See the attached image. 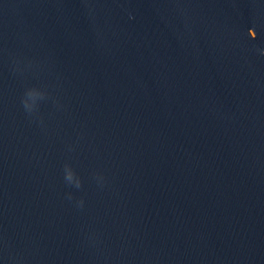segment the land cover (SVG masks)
Listing matches in <instances>:
<instances>
[{
	"label": "water",
	"instance_id": "obj_1",
	"mask_svg": "<svg viewBox=\"0 0 264 264\" xmlns=\"http://www.w3.org/2000/svg\"><path fill=\"white\" fill-rule=\"evenodd\" d=\"M0 264H264V0H0Z\"/></svg>",
	"mask_w": 264,
	"mask_h": 264
},
{
	"label": "clouds",
	"instance_id": "obj_2",
	"mask_svg": "<svg viewBox=\"0 0 264 264\" xmlns=\"http://www.w3.org/2000/svg\"><path fill=\"white\" fill-rule=\"evenodd\" d=\"M67 180H71L72 179V174L71 172H66V177ZM79 184V181H77V185Z\"/></svg>",
	"mask_w": 264,
	"mask_h": 264
}]
</instances>
